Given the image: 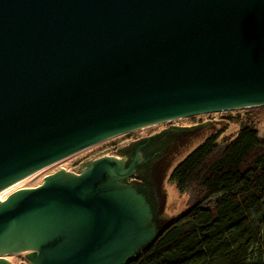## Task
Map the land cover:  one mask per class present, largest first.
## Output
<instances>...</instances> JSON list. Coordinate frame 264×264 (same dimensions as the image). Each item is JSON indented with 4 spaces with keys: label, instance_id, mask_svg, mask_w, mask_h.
<instances>
[{
    "label": "water",
    "instance_id": "95a60500",
    "mask_svg": "<svg viewBox=\"0 0 264 264\" xmlns=\"http://www.w3.org/2000/svg\"><path fill=\"white\" fill-rule=\"evenodd\" d=\"M258 106L264 0H0V264H126L153 223L116 151L30 181L148 122Z\"/></svg>",
    "mask_w": 264,
    "mask_h": 264
},
{
    "label": "trees",
    "instance_id": "16d2710c",
    "mask_svg": "<svg viewBox=\"0 0 264 264\" xmlns=\"http://www.w3.org/2000/svg\"><path fill=\"white\" fill-rule=\"evenodd\" d=\"M260 109H245V119L228 110L238 131L212 132L175 166L170 180L194 198L126 264H264V136L252 116Z\"/></svg>",
    "mask_w": 264,
    "mask_h": 264
},
{
    "label": "rangeland",
    "instance_id": "374dc122",
    "mask_svg": "<svg viewBox=\"0 0 264 264\" xmlns=\"http://www.w3.org/2000/svg\"><path fill=\"white\" fill-rule=\"evenodd\" d=\"M260 107L264 106L253 109ZM244 110L230 111L231 114L241 112L239 118L245 119ZM260 110H254L252 116L255 119H262L259 130L264 136V109ZM228 112V110L211 111L168 119L116 134L46 168L36 175L28 186L35 188L41 185L46 176L56 173L61 166H65L66 172L70 169V172L82 175L75 167L88 156L107 148L108 153L116 151L113 164L120 167L121 172L129 173L127 177L120 175L115 186L138 189L151 212L153 235L143 244L148 245L167 223L185 212L194 198L190 193L179 191L176 184L170 180L175 166L212 132L220 133V138H223L232 136L238 131L239 124L225 118ZM143 245L134 250L138 251ZM35 251L36 249L21 251L4 257L12 264H37Z\"/></svg>",
    "mask_w": 264,
    "mask_h": 264
},
{
    "label": "bare ground",
    "instance_id": "6f19581e",
    "mask_svg": "<svg viewBox=\"0 0 264 264\" xmlns=\"http://www.w3.org/2000/svg\"><path fill=\"white\" fill-rule=\"evenodd\" d=\"M155 123H157V122H148V123H145V124H142V125H139V126H137V127H134V128H132V129H135V128H139V127H146V126H148V125H152V124H155ZM121 133V132H120ZM114 136V135H113ZM111 137V136H110ZM30 188H33V187H30ZM2 251H4V250H2ZM7 257V256H6Z\"/></svg>",
    "mask_w": 264,
    "mask_h": 264
}]
</instances>
